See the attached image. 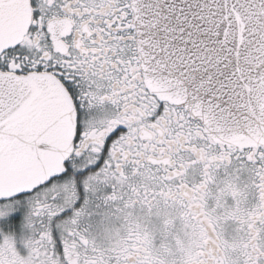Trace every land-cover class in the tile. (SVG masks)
<instances>
[{"label": "snow or ice", "instance_id": "obj_1", "mask_svg": "<svg viewBox=\"0 0 264 264\" xmlns=\"http://www.w3.org/2000/svg\"><path fill=\"white\" fill-rule=\"evenodd\" d=\"M0 264H264V0H0Z\"/></svg>", "mask_w": 264, "mask_h": 264}]
</instances>
